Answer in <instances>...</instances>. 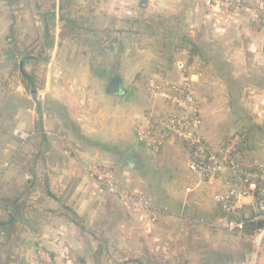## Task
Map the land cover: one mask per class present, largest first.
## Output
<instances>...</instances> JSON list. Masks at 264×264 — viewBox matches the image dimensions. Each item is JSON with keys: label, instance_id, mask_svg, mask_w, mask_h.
<instances>
[{"label": "crops", "instance_id": "crops-1", "mask_svg": "<svg viewBox=\"0 0 264 264\" xmlns=\"http://www.w3.org/2000/svg\"><path fill=\"white\" fill-rule=\"evenodd\" d=\"M9 1L0 0V221L3 199L26 208L16 234L0 231V264H237L241 241L214 227L223 177L198 178L185 143L154 153L134 129L164 108L146 93L156 71L188 78L204 138L219 148L242 133L241 161L264 165V0L231 11L221 3L235 0ZM115 75L125 93L109 96ZM92 166L146 195L156 217L99 187ZM250 214L244 199L239 216ZM259 254L264 264V237L255 264Z\"/></svg>", "mask_w": 264, "mask_h": 264}, {"label": "built area", "instance_id": "built-area-1", "mask_svg": "<svg viewBox=\"0 0 264 264\" xmlns=\"http://www.w3.org/2000/svg\"><path fill=\"white\" fill-rule=\"evenodd\" d=\"M241 2L227 1L221 3V7L226 11L236 10ZM146 93L152 101L161 100L164 108L160 111L149 109L145 113V121L134 129L137 141L150 147L154 153H159L171 139L182 141L190 150V171L195 176L205 181L223 177L226 182V191L214 196L221 212L214 227L228 233H243L245 222L239 215L244 199L251 201L252 214L249 217L254 222L264 223V165L255 168L241 161L244 136L234 134L219 148L204 138L201 132L204 121L191 79L174 83L166 80L161 71H156L147 84ZM19 135L24 140L31 137L29 133ZM88 173L99 187L125 206L156 217L153 202L120 183L113 171L92 166ZM39 253L43 254L41 250Z\"/></svg>", "mask_w": 264, "mask_h": 264}, {"label": "trees", "instance_id": "trees-1", "mask_svg": "<svg viewBox=\"0 0 264 264\" xmlns=\"http://www.w3.org/2000/svg\"><path fill=\"white\" fill-rule=\"evenodd\" d=\"M194 48V46H192ZM191 54L195 53L194 49H191ZM29 55V53H28ZM26 55V57L28 56ZM247 140L246 137H244L243 144H245V141ZM242 144V145H243ZM242 152V147L240 149V153ZM3 204L5 207L9 210V218L7 220L0 221V231L4 234L5 238L8 240L11 236L17 233L18 231V225L20 223V216L22 217L25 214V208H26V201L22 200L21 198H6L3 199ZM244 222H245V229L243 233L252 238L259 232L260 230L264 229V223L261 222H254L250 217H246L243 215Z\"/></svg>", "mask_w": 264, "mask_h": 264}, {"label": "rangeland", "instance_id": "rangeland-1", "mask_svg": "<svg viewBox=\"0 0 264 264\" xmlns=\"http://www.w3.org/2000/svg\"><path fill=\"white\" fill-rule=\"evenodd\" d=\"M18 1L22 2L25 0H15L14 4H16ZM10 3H13L12 1H9ZM13 12H18L20 13V10H12ZM242 134V133H240ZM243 135V134H242ZM244 136V135H243ZM245 137V136H244ZM242 157V155H241ZM259 165H263V164H258ZM255 168L257 167L256 165H254ZM106 169V168H105ZM110 171H112L111 169H109ZM114 173V172H113ZM115 174V173H114ZM225 234V238L227 237V239H230L228 236L229 234H231L230 236H232L235 240L236 237L238 238L239 241H241L242 246L240 247V250L238 252H234L236 253L235 258L238 260L237 264H255L254 262H252V256L255 255L256 253H260L261 249H262V238L264 237V232H257V234H255L254 237L250 238L248 236H246L244 233H224ZM247 255H249L247 257ZM255 257V256H254ZM263 257H261V254H259L258 258H257V263L256 264H262L260 261ZM259 259V260H258ZM255 260V259H254ZM264 263V261H263ZM145 264H152L149 261H146Z\"/></svg>", "mask_w": 264, "mask_h": 264}, {"label": "water", "instance_id": "water-1", "mask_svg": "<svg viewBox=\"0 0 264 264\" xmlns=\"http://www.w3.org/2000/svg\"><path fill=\"white\" fill-rule=\"evenodd\" d=\"M106 93L109 96L123 95L125 93V90L123 89V79L118 75L113 76L107 87ZM134 96H135V89L134 87H132L127 93L125 101L128 104H132L134 102ZM125 164H127L130 167L134 166V162L131 159H129V157L126 158ZM248 256L249 255H247V257Z\"/></svg>", "mask_w": 264, "mask_h": 264}]
</instances>
